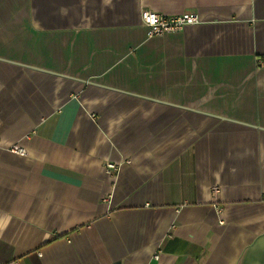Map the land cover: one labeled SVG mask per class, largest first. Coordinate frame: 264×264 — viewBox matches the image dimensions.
Instances as JSON below:
<instances>
[{"label":"crops","instance_id":"crops-1","mask_svg":"<svg viewBox=\"0 0 264 264\" xmlns=\"http://www.w3.org/2000/svg\"><path fill=\"white\" fill-rule=\"evenodd\" d=\"M0 264H264V0H0Z\"/></svg>","mask_w":264,"mask_h":264},{"label":"built area","instance_id":"built-area-1","mask_svg":"<svg viewBox=\"0 0 264 264\" xmlns=\"http://www.w3.org/2000/svg\"><path fill=\"white\" fill-rule=\"evenodd\" d=\"M141 20L143 26L147 30L148 38L159 37L167 33L179 32L186 27L199 25L202 22L201 17L193 13L167 17L152 11H144L141 15ZM15 151L22 154L24 153L23 149L20 147H17ZM118 166L120 165L109 164L108 173L117 171Z\"/></svg>","mask_w":264,"mask_h":264}]
</instances>
